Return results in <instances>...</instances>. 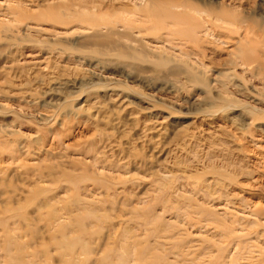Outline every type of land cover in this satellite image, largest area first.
Segmentation results:
<instances>
[{"label":"rangeland","instance_id":"rangeland-1","mask_svg":"<svg viewBox=\"0 0 264 264\" xmlns=\"http://www.w3.org/2000/svg\"><path fill=\"white\" fill-rule=\"evenodd\" d=\"M34 1L0 0V264H264V0H185L235 23L190 13L198 44Z\"/></svg>","mask_w":264,"mask_h":264},{"label":"bare ground","instance_id":"bare-ground-1","mask_svg":"<svg viewBox=\"0 0 264 264\" xmlns=\"http://www.w3.org/2000/svg\"><path fill=\"white\" fill-rule=\"evenodd\" d=\"M37 1L38 0H35L34 3H38ZM50 3H52V2H50ZM8 4H10V3H8ZM22 4L24 5L25 2H22ZM12 5H8V8L12 7ZM218 5L221 6V12L217 13L215 15H212V13H210V11H201L199 9H195V7H193L192 5H189V3L185 0H148L145 4H143V8H142L145 11L146 16L134 18V20L126 18V19L121 20V21L130 28L133 27V28H136L139 30V27H141V28L147 29V31L151 32V33H158L161 29H164V30L165 29L166 30L171 29L169 31H171L173 34L174 33L178 34L184 40H186L188 43L198 44L207 35L206 34L201 35L198 33L199 25L197 26L196 22H194L193 19H191L190 13L194 14L195 16L196 15L201 16L200 14H204L207 19L209 18L206 22L213 24V25H218V24H216L218 21H220V22L222 21L221 22L222 25L223 24L224 25L229 24L228 27L230 25L235 24L231 20H228L231 17L229 14H227L225 12V10H226V8H224L225 6L222 4H218ZM226 6L229 7V4H227ZM50 8H51V6H50ZM222 8H223V11H222ZM39 17L40 18L41 17L52 18V19H55L56 22L62 23V24H65L67 22V20L69 19L68 16L64 15L62 12L58 13L56 10L50 11V14L49 13H46V14L39 13ZM115 17H116V15L112 12L106 15V18L108 21L115 19ZM72 18H76V16L73 15ZM72 18H70V19H72ZM260 19H261V23L264 24V17H260ZM83 20H87V23L92 28L97 27L98 25H102V24L94 23L93 19L90 15L83 16ZM200 21H202V19H200ZM104 25H108V24L105 23ZM136 25H138V27H135ZM159 26H161L162 28ZM167 26L170 28H166ZM90 32L92 33V31H90ZM90 32L82 31L80 34L81 35H88ZM55 36H56V38L57 37H64L65 34H61V33L57 32L55 34ZM136 38H138V37H136ZM162 38H163L165 43H168V44L170 43L168 38H166V37H162ZM171 44L172 43H170L169 45H171ZM177 45H179V44H177ZM142 46H143V44H142ZM154 48L156 49V47H154ZM176 49H179V46ZM252 52H253L252 50H248V48H246V47L238 49V55L240 57H243L245 60L243 64L247 63L246 57L250 54L252 55L253 54ZM142 53L143 52H138L135 50L134 52H132V54L129 55V57H131L132 59H136V60H143V61L149 60L148 59L149 56L146 57L147 56L146 55L144 57V54H142ZM182 59L183 58H181L180 61H182ZM159 61L165 63V62L175 61V59L171 56L170 57L165 56L164 58L160 57ZM157 62H158V60H157ZM247 66H248V64H247ZM186 67H187L186 69L188 71H190V73H192L193 79L195 81H197L198 84H200L201 86H203L205 88H207L209 86V81H207V80L202 81V79H201L202 74H200V72H193L195 66L193 65V63L189 62L188 59H187ZM91 78L94 79L93 75ZM90 80L92 81V79H90ZM100 85L101 84L95 83V85L93 87L99 88ZM101 88H105V87L102 86ZM112 101H114V99H112ZM78 110H81L83 112L88 111V110L86 111V109L84 110L83 104L81 106H78L75 108V111H78ZM253 110H255V109H253ZM91 116L96 118V115H94V114H91Z\"/></svg>","mask_w":264,"mask_h":264}]
</instances>
